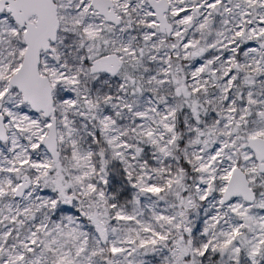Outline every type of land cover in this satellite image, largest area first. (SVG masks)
I'll list each match as a JSON object with an SVG mask.
<instances>
[{"label":"snow or ice","instance_id":"1","mask_svg":"<svg viewBox=\"0 0 264 264\" xmlns=\"http://www.w3.org/2000/svg\"><path fill=\"white\" fill-rule=\"evenodd\" d=\"M0 264H264V0H0Z\"/></svg>","mask_w":264,"mask_h":264}]
</instances>
